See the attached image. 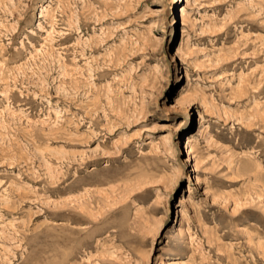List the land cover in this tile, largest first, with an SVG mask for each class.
I'll list each match as a JSON object with an SVG mask.
<instances>
[{
  "label": "rangeland",
  "instance_id": "obj_1",
  "mask_svg": "<svg viewBox=\"0 0 264 264\" xmlns=\"http://www.w3.org/2000/svg\"><path fill=\"white\" fill-rule=\"evenodd\" d=\"M0 264H264V0H0Z\"/></svg>",
  "mask_w": 264,
  "mask_h": 264
},
{
  "label": "bare ground",
  "instance_id": "obj_2",
  "mask_svg": "<svg viewBox=\"0 0 264 264\" xmlns=\"http://www.w3.org/2000/svg\"><path fill=\"white\" fill-rule=\"evenodd\" d=\"M182 54H184V52H182ZM186 54V53H185ZM187 57V56H186ZM185 58V57H184ZM186 60V59H185ZM183 62V61H182Z\"/></svg>",
  "mask_w": 264,
  "mask_h": 264
}]
</instances>
